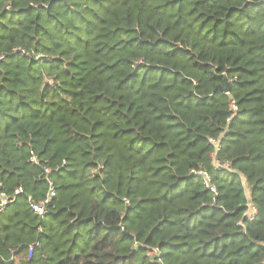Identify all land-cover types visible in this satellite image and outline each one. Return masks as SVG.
<instances>
[{
  "label": "trees",
  "instance_id": "16d2710c",
  "mask_svg": "<svg viewBox=\"0 0 264 264\" xmlns=\"http://www.w3.org/2000/svg\"><path fill=\"white\" fill-rule=\"evenodd\" d=\"M0 193V264H264V0H0Z\"/></svg>",
  "mask_w": 264,
  "mask_h": 264
},
{
  "label": "built area",
  "instance_id": "2783aa9c",
  "mask_svg": "<svg viewBox=\"0 0 264 264\" xmlns=\"http://www.w3.org/2000/svg\"><path fill=\"white\" fill-rule=\"evenodd\" d=\"M204 182L206 183V186L214 191L215 188L212 184H210V179L208 177V175H204ZM21 192V189L18 188L14 191V195H17ZM53 192L50 191L49 196H52ZM49 196L44 199L43 201L37 202V203H31L30 207L32 208V210L40 216H44L47 213L46 210V204L48 202ZM14 197H8L6 196L4 193H0V212L3 210L4 206L8 203H10L11 201H13ZM253 213H255V208L254 206H252L251 204H249L248 209L245 211L244 216H246L247 218L251 219L253 216ZM31 254V248L29 249V255Z\"/></svg>",
  "mask_w": 264,
  "mask_h": 264
},
{
  "label": "water",
  "instance_id": "95a60500",
  "mask_svg": "<svg viewBox=\"0 0 264 264\" xmlns=\"http://www.w3.org/2000/svg\"><path fill=\"white\" fill-rule=\"evenodd\" d=\"M225 92L228 91V84H226L225 88H222Z\"/></svg>",
  "mask_w": 264,
  "mask_h": 264
},
{
  "label": "rangeland",
  "instance_id": "374dc122",
  "mask_svg": "<svg viewBox=\"0 0 264 264\" xmlns=\"http://www.w3.org/2000/svg\"><path fill=\"white\" fill-rule=\"evenodd\" d=\"M247 195H248V190L246 191Z\"/></svg>",
  "mask_w": 264,
  "mask_h": 264
}]
</instances>
